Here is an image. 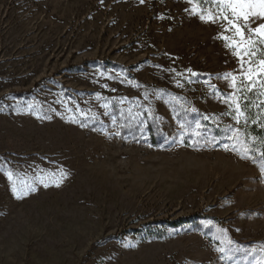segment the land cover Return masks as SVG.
Returning a JSON list of instances; mask_svg holds the SVG:
<instances>
[{
  "label": "rangeland",
  "instance_id": "obj_1",
  "mask_svg": "<svg viewBox=\"0 0 264 264\" xmlns=\"http://www.w3.org/2000/svg\"><path fill=\"white\" fill-rule=\"evenodd\" d=\"M207 8L0 0V169L37 188L0 171V264H264V163L193 135L235 121Z\"/></svg>",
  "mask_w": 264,
  "mask_h": 264
},
{
  "label": "snow or ice",
  "instance_id": "obj_2",
  "mask_svg": "<svg viewBox=\"0 0 264 264\" xmlns=\"http://www.w3.org/2000/svg\"><path fill=\"white\" fill-rule=\"evenodd\" d=\"M144 2L145 0H140V3L143 4ZM204 2L208 4V8L200 10V20L205 23L220 24L223 28V33H232L231 36L221 34L219 38L226 42V47L232 49L233 55L239 61V71L235 74L226 73L223 77L225 80L231 78L229 86L234 89V93L229 94L227 97H222V102L226 103L230 109L225 114L231 115L237 125L241 123V117H244V124L247 125L248 116L245 110L252 104V101L248 100L245 93L256 95L257 98L264 96V91H258V88L264 89V0H204ZM188 3H193V0H188ZM188 71L191 73V69ZM177 75L180 74L177 73ZM191 75L194 76L196 74L191 73ZM176 83L178 87H183L179 80ZM235 92H240L241 95L237 97ZM241 100L244 101L243 106ZM262 105H264V100H260V103L254 106L260 108ZM31 107L29 105V108ZM191 111L197 112L198 110L192 108ZM203 119L206 120L208 117ZM252 123L256 124L257 120H252ZM83 126L81 124V127ZM185 126L184 123L180 125L181 129ZM194 127L200 130L205 126L196 121L194 122ZM261 127H264V125H261ZM229 128L231 129V126ZM235 132H240V129L236 128ZM116 135H120V133L117 132ZM193 135L202 136L203 132L196 131ZM183 138L182 133V141ZM227 138L240 143V148H237L236 143H233L231 148L229 144L225 143L222 145L225 151H238L241 154V159H250L254 164L256 163L255 153L247 146L246 142H240L238 137L231 135ZM197 143L198 141H193L194 145ZM259 155L264 157V152ZM261 170L264 171V165H261ZM0 171L5 172L8 181L11 183V191L15 198L23 199L37 191L33 182L15 177L14 173L9 170L0 169ZM68 175L69 173L61 169L59 178L53 180L52 183L59 187ZM38 180L43 187H49V183L45 182L43 177H39ZM207 223L210 224L211 222ZM219 251L224 252V249L221 248Z\"/></svg>",
  "mask_w": 264,
  "mask_h": 264
},
{
  "label": "trees",
  "instance_id": "obj_3",
  "mask_svg": "<svg viewBox=\"0 0 264 264\" xmlns=\"http://www.w3.org/2000/svg\"><path fill=\"white\" fill-rule=\"evenodd\" d=\"M258 91H264V89L258 88ZM240 95L241 93L238 92L237 96L239 97ZM245 95L247 96L248 100L252 101V104H250L249 107L245 110V113L248 116L247 125L244 124V117H241V123L239 125H237L234 121V124L231 125V129L228 125L214 126V124L209 122V120H205L203 119L204 117H200V119H198L197 121H199L205 127L200 130L196 129V131H202L203 135H208L217 140H221V142H225L228 140L227 137L229 136V134L234 133L235 129L239 128L240 132H235V134H237L238 136L239 141L246 142L247 146L255 153L256 161L264 163V157H261L259 155L261 152H264V127H261V125H264V105H262L260 108L254 106L255 104H259L260 100H264V96H260L259 98H257L256 95H253L251 93H245ZM243 103L244 101L241 100L242 106ZM252 120H257V123L253 124ZM236 144L240 147V143Z\"/></svg>",
  "mask_w": 264,
  "mask_h": 264
}]
</instances>
